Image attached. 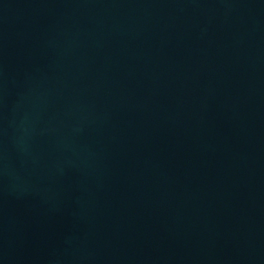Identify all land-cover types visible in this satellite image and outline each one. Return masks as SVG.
Here are the masks:
<instances>
[{"label":"water","instance_id":"1","mask_svg":"<svg viewBox=\"0 0 264 264\" xmlns=\"http://www.w3.org/2000/svg\"><path fill=\"white\" fill-rule=\"evenodd\" d=\"M0 264H264V0H0Z\"/></svg>","mask_w":264,"mask_h":264}]
</instances>
